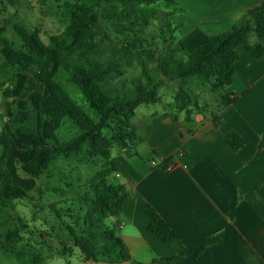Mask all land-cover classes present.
Listing matches in <instances>:
<instances>
[{
    "label": "trees",
    "instance_id": "obj_1",
    "mask_svg": "<svg viewBox=\"0 0 264 264\" xmlns=\"http://www.w3.org/2000/svg\"><path fill=\"white\" fill-rule=\"evenodd\" d=\"M103 1L109 4L105 17L117 34L133 36L122 47L116 46L100 25L97 9ZM158 2L173 3V0H96L94 4L77 0L73 5L62 7L68 10L67 15L64 13L67 24L62 33L50 35L48 43L40 38V30L27 32L14 25V33L22 43L20 50L15 49L0 30V72L5 77L10 71L31 73L41 87V90H32L25 95L24 121L12 131L15 138H30L29 156L20 165V170L32 179H39L56 158L74 157L81 152L87 159L97 157L104 162L101 169L86 179L85 190L79 197L86 206L82 219L84 229L78 233L66 226L74 246L87 261L97 263L100 257L105 258L106 264H142L133 261L123 241L105 223L107 218L118 217L127 204L125 187L114 183L119 164L111 159L110 150L114 142L127 157L137 156L134 147L136 129L132 122L136 109L157 104L161 87L165 82L174 81L180 84L175 102L178 113L184 115L185 124L193 123L195 113H209L218 127L217 113L232 103L223 91L231 84L238 59L237 49L246 48L255 59L264 57V0L249 9L229 30L206 36L203 45L190 54L185 52L180 39L177 43L167 40L168 36L177 33L178 26L171 21L175 11L158 10L155 7ZM153 22H159L160 38L165 42L161 48L155 41L146 47L145 39L138 36ZM144 56L155 64L152 75L145 68ZM133 61L141 66L142 76L126 85L120 79L125 71L120 62L131 67ZM59 71L80 92L95 118L90 117L56 81ZM115 80H118L117 84H113ZM188 82L194 83L197 90L206 89L219 97L213 111L208 112L209 105H204L203 109L192 99V93L183 87ZM9 95L10 90L6 89L4 97ZM49 97L55 100L74 132L70 140L58 145L50 143L44 134L42 106ZM104 130L110 132V141L104 137ZM224 139L233 150L243 145L235 132L225 134ZM263 147L264 134L257 148ZM170 163L171 159H166L160 165L161 169ZM27 196L22 187L13 183L9 172L1 168L0 205ZM149 229L164 243L177 238L155 213L150 214ZM220 240V235L205 238L190 249L150 264H178L186 257L196 259Z\"/></svg>",
    "mask_w": 264,
    "mask_h": 264
},
{
    "label": "crops",
    "instance_id": "obj_2",
    "mask_svg": "<svg viewBox=\"0 0 264 264\" xmlns=\"http://www.w3.org/2000/svg\"><path fill=\"white\" fill-rule=\"evenodd\" d=\"M50 1L0 0L2 35L20 22L43 33ZM262 1L173 0L183 14L171 21L181 28L178 40L184 48L195 43L190 54L206 36L229 30ZM237 52L231 84L223 91L232 103L217 113L218 127L209 113H195L191 125L183 114L156 115L135 142L137 156L123 151L115 158L114 183L125 187L128 200L120 215L105 223L135 262L150 264L220 235V242L198 258L178 264H264V147L257 148L264 134V57L255 59L244 47ZM229 132L243 141L238 150L225 141ZM168 158L171 169L165 171L160 165ZM151 213L165 221L176 240L164 243L150 231Z\"/></svg>",
    "mask_w": 264,
    "mask_h": 264
},
{
    "label": "rangeland",
    "instance_id": "obj_3",
    "mask_svg": "<svg viewBox=\"0 0 264 264\" xmlns=\"http://www.w3.org/2000/svg\"><path fill=\"white\" fill-rule=\"evenodd\" d=\"M79 1V0H78ZM88 4H94L96 0H83ZM77 0H51L45 11V21L41 26L43 33L40 38L48 43V37L52 34H60L64 30L67 20L64 16L66 11L62 7L73 5ZM109 4L103 3L98 7L100 14V25L109 34L113 43L122 47L129 39L130 34H117L114 26L105 17ZM155 7L160 11H175L173 16L183 14L175 3L158 2ZM4 17V14L1 15ZM5 17H7L5 15ZM14 23L9 20V23ZM27 32L32 31L26 22L18 23ZM159 22H153L149 27L143 29L138 36L145 39V46L155 41L158 47H163L165 42L161 40ZM178 33L167 40L178 42ZM188 31V30H187ZM186 34V33H184ZM15 49L20 50L22 43L14 33L12 25L6 29L3 35ZM194 42H187L185 52L195 48ZM106 51L105 55L108 56ZM183 57H185L183 55ZM145 68L150 75L154 74L155 64L149 62L144 56ZM125 70L120 78L126 85L142 76V68L133 61L131 67L125 62H120ZM19 79V80H18ZM56 81L74 99L88 115L95 118L80 94V92L68 83L66 75L59 71ZM117 84L118 80L114 81ZM178 82H165L159 90L160 100L154 105H142L135 111L133 124L135 125L136 141L144 138L147 131L152 127L151 121L154 116L171 113L179 114L175 97L179 91ZM39 87L34 75L26 72L10 71L8 76L0 72V169H6L12 177L13 183L22 187L27 192V198L23 200H12L0 205V264H106L105 258H97L98 262L87 261L77 247L74 246L72 237L66 229L71 227L76 232L83 228L82 219L86 213V206L79 200L85 190L86 179L94 172L103 167V160L99 158L87 159L82 152L77 156L68 158L58 157L39 179H32L20 170V165L27 161L29 156L28 136L15 138L13 129L22 123L25 117V95ZM190 91L191 97L203 109L213 111L219 97L206 89H196L194 83L183 85ZM10 90V97H4V91ZM44 116V134L47 140L53 144H60L73 137L67 118L52 97L47 98L42 106ZM103 135L110 141L111 135L108 130ZM110 150L111 159L118 157L124 150L112 142ZM113 177V175H112ZM121 180L117 179L116 183Z\"/></svg>",
    "mask_w": 264,
    "mask_h": 264
},
{
    "label": "built area",
    "instance_id": "obj_4",
    "mask_svg": "<svg viewBox=\"0 0 264 264\" xmlns=\"http://www.w3.org/2000/svg\"><path fill=\"white\" fill-rule=\"evenodd\" d=\"M182 155V154H181ZM150 165L152 166V167H157V166H159V165H157V163H155L154 161H151L150 162ZM170 169H171V166H167L164 170L165 171H170Z\"/></svg>",
    "mask_w": 264,
    "mask_h": 264
}]
</instances>
